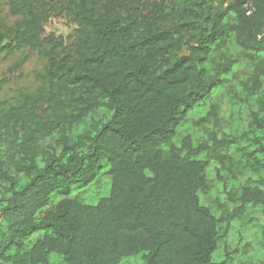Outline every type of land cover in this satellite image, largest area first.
I'll return each instance as SVG.
<instances>
[{"label": "trees", "instance_id": "trees-1", "mask_svg": "<svg viewBox=\"0 0 264 264\" xmlns=\"http://www.w3.org/2000/svg\"><path fill=\"white\" fill-rule=\"evenodd\" d=\"M0 4V55L44 61L32 92L0 83V264H251L230 232L264 246V0ZM102 171L106 196L71 194Z\"/></svg>", "mask_w": 264, "mask_h": 264}, {"label": "rangeland", "instance_id": "rangeland-1", "mask_svg": "<svg viewBox=\"0 0 264 264\" xmlns=\"http://www.w3.org/2000/svg\"><path fill=\"white\" fill-rule=\"evenodd\" d=\"M14 20L15 17L8 14L7 5L0 4V21L9 25ZM74 27L72 22L66 17L54 15L47 21L44 29L45 34H53L56 37H61L66 41H70L74 36ZM43 62V58L37 51L27 48H23L11 55L1 54L0 83H3L1 97L8 98L15 96L20 90L32 92L37 84L34 79V73L41 70ZM222 107V125L225 129H234L243 124V122L241 123V120L238 119L236 112L233 111L227 100L223 102ZM187 130L191 131L192 129L189 126ZM213 167L214 164L212 163L207 175L216 188L218 182L214 176ZM109 188L110 179L108 175L104 174L102 171L94 182L73 189L71 194L78 195L79 199L83 202L94 204L99 198L108 194ZM242 228H240L237 222L233 224L230 236L231 240L234 239V243L231 241V245H240L244 248L245 242L250 241V243L247 249H244L245 252H242V256L236 257L234 262H236L238 258H241L249 259L251 264H264V246H260L255 236L245 234ZM142 254L143 252H139L123 257L120 264H144ZM259 260L263 262L261 263ZM49 262L50 264H64L61 262V256L56 252H51L49 254Z\"/></svg>", "mask_w": 264, "mask_h": 264}]
</instances>
